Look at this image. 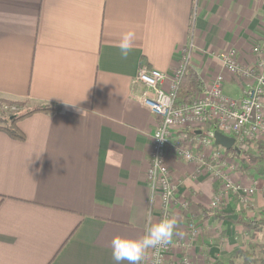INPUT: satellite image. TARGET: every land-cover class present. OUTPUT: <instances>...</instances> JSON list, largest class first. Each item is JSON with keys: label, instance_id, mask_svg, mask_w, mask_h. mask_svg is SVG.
<instances>
[{"label": "crops", "instance_id": "crops-1", "mask_svg": "<svg viewBox=\"0 0 264 264\" xmlns=\"http://www.w3.org/2000/svg\"><path fill=\"white\" fill-rule=\"evenodd\" d=\"M129 30L124 58L117 45ZM255 45H264V0H0V98L60 108L21 119L23 140L0 130V264H115L112 238H139L160 215L147 182L158 122L136 100L140 67L167 75L168 88L185 52L207 83L224 72L216 57L235 50L249 66ZM242 86L226 76L224 94L237 98ZM166 159L177 202L189 205L172 209L166 261L226 263L246 249L248 220L264 218V162L230 174L255 186L250 201L227 195L216 210L221 184ZM254 239L264 245V231Z\"/></svg>", "mask_w": 264, "mask_h": 264}, {"label": "built area", "instance_id": "built-area-1", "mask_svg": "<svg viewBox=\"0 0 264 264\" xmlns=\"http://www.w3.org/2000/svg\"><path fill=\"white\" fill-rule=\"evenodd\" d=\"M251 54L254 60L249 66L241 65L235 50L216 57L224 72L204 82L193 103L185 106H176L175 97L189 64L187 53H183L168 88L163 87L167 75L145 66L140 67L133 83L141 85L143 91L136 100L146 111L156 116L158 122L152 135L147 170L150 193L156 194L160 200L157 222L162 218H171L172 209L177 203L184 210L189 207L184 201L177 202L178 185L171 177L166 159L168 153L192 164L195 173L202 171L221 184L212 204L216 210H221L227 195L240 196L246 203L255 193V186L242 188L230 177L236 168L233 164L247 162L251 144L260 142L264 145V45L252 47ZM226 76L241 80L243 86L239 97L231 98L224 94ZM166 99L170 102L165 106ZM214 131L234 139L236 159H231L228 151L214 145L210 137ZM188 231L192 239L199 233L193 223L189 224ZM169 249L170 242L150 249L143 264H165Z\"/></svg>", "mask_w": 264, "mask_h": 264}, {"label": "trees", "instance_id": "trees-1", "mask_svg": "<svg viewBox=\"0 0 264 264\" xmlns=\"http://www.w3.org/2000/svg\"><path fill=\"white\" fill-rule=\"evenodd\" d=\"M203 82L200 80L195 70L188 64L184 75L182 76L175 97L176 106L190 105L194 101V97L200 92ZM15 108V112H10L9 109ZM60 108L50 105L31 106L29 100H11L0 98V130H3L7 135L16 140H23L24 134L17 127V123L34 113L53 114L59 112ZM215 130V126L213 127ZM252 145V144H251ZM257 149L260 150L258 159L264 162V145L257 144ZM227 153L236 155L231 150ZM256 159V158H255ZM224 204L221 205V210ZM217 219H224L225 215L221 212L215 213ZM248 226L256 231H264V218L261 220H248ZM219 264H264V246L249 243L244 250H239L231 255V258L226 263Z\"/></svg>", "mask_w": 264, "mask_h": 264}, {"label": "clouds", "instance_id": "clouds-1", "mask_svg": "<svg viewBox=\"0 0 264 264\" xmlns=\"http://www.w3.org/2000/svg\"><path fill=\"white\" fill-rule=\"evenodd\" d=\"M136 34L129 30L121 34L118 48L122 57L127 58L134 47ZM165 100V106L169 103ZM176 227L175 218H162L152 223L151 216L145 226L144 234L139 238L116 235L110 241L111 256L115 264H143L148 251L168 244Z\"/></svg>", "mask_w": 264, "mask_h": 264}, {"label": "rangeland", "instance_id": "rangeland-1", "mask_svg": "<svg viewBox=\"0 0 264 264\" xmlns=\"http://www.w3.org/2000/svg\"><path fill=\"white\" fill-rule=\"evenodd\" d=\"M235 95H238V93L235 92ZM196 96L194 97V100L196 99ZM9 110H10V112H15L16 111L15 108H11ZM258 143H260V142H257L255 144H258ZM255 148H256V146H253V144L250 145V147L248 148V153H247L248 158H247V162L246 163H241L239 161L238 162L236 161L237 163L233 164L236 167V168H234L232 170L233 173L236 172L235 170H237V171L238 170H243V169L245 170V169H248V168H251V167H257L258 166L257 163H259L258 162L259 159H255V155H257V153L255 151ZM227 154L230 156L231 159H236L235 156L232 155L231 153H227ZM260 166L262 168H264V164H260ZM192 168H193V165H192ZM262 171H263V169H262ZM183 201H185V200L183 199ZM259 232H262V231H256V230H254V229L251 228V241L249 243L261 245L257 241H255V239H254L255 236L257 235V233H259ZM168 251L170 252V249ZM165 264H181V260L178 258L177 260L175 259L174 262H172V261H166Z\"/></svg>", "mask_w": 264, "mask_h": 264}, {"label": "water", "instance_id": "water-1", "mask_svg": "<svg viewBox=\"0 0 264 264\" xmlns=\"http://www.w3.org/2000/svg\"><path fill=\"white\" fill-rule=\"evenodd\" d=\"M197 134H200V132H196ZM210 137L213 139L214 145L216 147H220L224 149L225 151H235L237 152L236 147H234V139L229 138L227 136H224L218 131H214L212 134H210Z\"/></svg>", "mask_w": 264, "mask_h": 264}]
</instances>
